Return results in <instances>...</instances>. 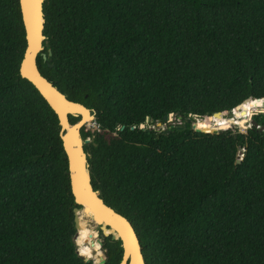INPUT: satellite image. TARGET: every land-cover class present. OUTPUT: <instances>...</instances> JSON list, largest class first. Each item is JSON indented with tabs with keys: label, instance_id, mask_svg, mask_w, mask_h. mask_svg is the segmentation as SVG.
Wrapping results in <instances>:
<instances>
[{
	"label": "trees",
	"instance_id": "1",
	"mask_svg": "<svg viewBox=\"0 0 264 264\" xmlns=\"http://www.w3.org/2000/svg\"><path fill=\"white\" fill-rule=\"evenodd\" d=\"M44 12L39 69L96 110L81 129L92 182L146 263L264 264V129L230 130L264 106V0H45ZM25 48L19 0H0V264H93L77 247L98 262V236L75 243L59 118L20 74ZM215 111L198 120L210 132L183 124ZM170 113L182 123L141 127ZM253 119L264 127V112ZM102 248L120 264L119 239Z\"/></svg>",
	"mask_w": 264,
	"mask_h": 264
},
{
	"label": "water",
	"instance_id": "2",
	"mask_svg": "<svg viewBox=\"0 0 264 264\" xmlns=\"http://www.w3.org/2000/svg\"><path fill=\"white\" fill-rule=\"evenodd\" d=\"M45 0H19L22 21L25 31L26 48L20 63V74L27 78L39 90L42 96L47 100L50 106L54 109L59 118L60 123V137L62 145L67 156L68 171L70 178L71 190L74 195L75 202L78 207L75 208V225L77 231L74 239L79 236L80 229V213H93V223L97 226L98 232L104 236H111L113 240L119 239L123 248V259L120 264H147L140 239L135 230L131 220L125 215L117 211L112 206L108 205L101 197V192L94 188L91 172H90V153L85 149V144L91 141L90 137L84 138L81 129L84 125L96 119V110L87 107L85 104L70 100L68 96L62 92L51 80L42 74L38 66V55L45 49L44 34L45 28ZM51 53V50H49ZM44 58L46 54L44 53ZM257 112H264L263 108L258 109ZM225 115L221 111H215L210 115L200 117L197 114H190V116L183 120V124L191 123L195 131H205L198 126L199 119H208L212 121L215 115ZM230 115V114H226ZM70 116L79 117L75 122H71ZM175 117L174 113H170L164 117L165 121L172 120ZM252 117V116H251ZM180 119H182L180 117ZM152 119L147 118L146 124H141L146 131L151 130L150 122ZM161 120L157 121L158 125H162ZM251 122V123H250ZM250 128L252 125L259 127L261 130L263 126H259L254 119L249 121ZM210 132V131H205ZM215 133L219 130L214 129ZM241 153L243 151H240ZM240 162V160H238ZM100 247L103 246V241L97 239ZM94 244V241H93ZM79 255L85 259L86 262L92 261L93 264H105L106 255H102L98 262H95L90 257L81 254L77 248Z\"/></svg>",
	"mask_w": 264,
	"mask_h": 264
},
{
	"label": "bare ground",
	"instance_id": "3",
	"mask_svg": "<svg viewBox=\"0 0 264 264\" xmlns=\"http://www.w3.org/2000/svg\"><path fill=\"white\" fill-rule=\"evenodd\" d=\"M257 109L258 108L250 107L249 108L250 114H252ZM82 214L85 219L80 227V232H79L80 238L84 241H89L91 240V238H95L96 236H98L97 226H95L94 224H90V223H93V213L92 212L91 213L89 212L88 214L82 212ZM93 241H94V244H93ZM93 241H92L93 245H95L98 242L97 240H93ZM88 257L93 259V257L90 255H88Z\"/></svg>",
	"mask_w": 264,
	"mask_h": 264
},
{
	"label": "rangeland",
	"instance_id": "4",
	"mask_svg": "<svg viewBox=\"0 0 264 264\" xmlns=\"http://www.w3.org/2000/svg\"><path fill=\"white\" fill-rule=\"evenodd\" d=\"M252 108H258V109H260V108H263V107H261L260 105H258V104H253L252 106H251ZM257 109V110H258ZM257 110H255L254 112H256ZM231 114V113H230ZM253 115H254V113H253ZM253 115H252V119H253ZM242 117H244L245 119H249V115H248V113H242ZM151 123V122H150ZM180 123H182V119H180V117L179 118H175V117H173V119L172 120H168L166 123H163L162 125H158L157 123L155 124V125H150L152 128H156V129H168V127H169V125L168 124H180ZM251 123V122H250ZM96 124H95V121H92V122H90L89 124H88V126L89 127H94ZM250 124H248V126H249ZM236 126L239 128V129H236ZM230 130H232V131H235V130H239V131H242V132H245L246 130H247V128H243V127H241V126H238V125H233V127H231V129ZM220 132V131H219ZM90 224H94V223H90ZM95 225V224H94ZM98 231V230H97ZM103 238H104V235L101 233V232H98V237H97V239H101L102 241H103ZM76 243V242H75ZM77 245V244H76ZM78 248V247H77ZM101 252H102V255L104 254L105 255V252H104V250H103V248L101 247Z\"/></svg>",
	"mask_w": 264,
	"mask_h": 264
}]
</instances>
